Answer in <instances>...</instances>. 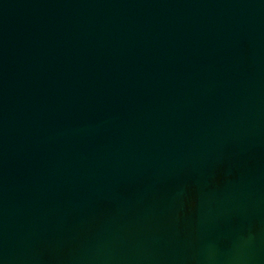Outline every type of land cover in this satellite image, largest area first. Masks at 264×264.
I'll return each instance as SVG.
<instances>
[{"label": "water", "instance_id": "water-1", "mask_svg": "<svg viewBox=\"0 0 264 264\" xmlns=\"http://www.w3.org/2000/svg\"><path fill=\"white\" fill-rule=\"evenodd\" d=\"M0 264H264V0H0Z\"/></svg>", "mask_w": 264, "mask_h": 264}]
</instances>
